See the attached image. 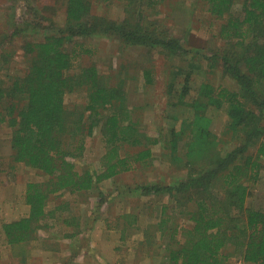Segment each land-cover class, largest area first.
Instances as JSON below:
<instances>
[{"label": "trees", "instance_id": "trees-1", "mask_svg": "<svg viewBox=\"0 0 264 264\" xmlns=\"http://www.w3.org/2000/svg\"><path fill=\"white\" fill-rule=\"evenodd\" d=\"M165 1L117 0L127 16L115 21L94 15L90 0H66L65 27L43 40L26 41L21 48L28 59L23 76L10 73L14 52L0 53V128L7 125L13 131V161L47 178L28 184L29 216L3 225L8 244L34 239L44 222L63 210L62 206L50 210L52 196L91 191L139 165H149L153 159L154 147L162 142L163 134L153 138L140 129L141 121L125 104L123 87H109L95 65L79 73L68 71L80 56L91 53L82 50L84 43L78 39L97 34L159 50L171 59L186 58L190 51L181 39L148 20L146 11ZM202 1L211 15L223 21L219 38L232 46L215 53L211 67L221 63L239 90L204 83L199 98L189 102L185 84L174 104L175 108L184 107V113H169L167 142L177 149L190 135L183 160L189 170L187 177L141 189L146 194L166 193L172 200L163 206L156 222L161 239L168 238L166 264H222L228 258L224 250L230 245L241 252L246 263L264 264V208L249 205L252 190L264 179V0ZM67 43H75V49L69 51ZM145 75L147 83L153 84L151 70ZM77 92L85 93L86 103L70 108L66 95ZM212 107L226 109L229 121L224 133L228 141L214 132L209 114ZM98 132L104 153L94 167L80 170L78 160L85 156L88 140L95 139ZM125 146L137 150L124 152ZM172 209L175 213L170 215ZM177 215L186 217L190 225L178 226L174 222ZM68 224L81 228L79 221ZM145 236L149 239V231Z\"/></svg>", "mask_w": 264, "mask_h": 264}, {"label": "rangeland", "instance_id": "rangeland-1", "mask_svg": "<svg viewBox=\"0 0 264 264\" xmlns=\"http://www.w3.org/2000/svg\"><path fill=\"white\" fill-rule=\"evenodd\" d=\"M90 1L94 15H104L115 21H122L127 16L123 4L117 0ZM236 9L237 12L241 9L240 4ZM146 14L149 21H156L161 29L181 39L190 54L184 59H171L159 50L127 45L112 36L97 34L78 39L84 43L82 50L91 53L80 56L68 73H79L95 65L109 87H123L125 104L134 111V118L141 121L140 129L153 138L163 134L162 142L154 147L153 159L149 165H139L91 191L52 196L50 210L58 206L63 210L49 217L44 228L35 232L34 239L10 245L3 225L29 216L30 207L26 203L28 184L47 178L39 171L13 161V131L7 125L2 126L0 264H166L168 238L161 239L156 222L163 206L171 204L172 200L166 193L146 194L141 187L168 185L187 177L185 145L190 135L179 143L177 149L169 144L170 148L167 142L170 141L167 132L171 128L168 115L171 111L176 115L184 113V107L175 108L174 104L179 101L185 84L189 86L186 97L189 102L199 98L204 83L233 91H238L239 87L235 78L224 72L221 63L211 67L213 55L232 46L219 38L223 21L211 15L202 0H166L157 8L148 9ZM65 19L66 0H0V53L14 52L10 72L14 77L23 76L28 67V59L20 52L24 43L43 40L45 35L57 32L65 27ZM66 48L69 51L75 49V43H67ZM146 70H151L153 84L147 83ZM66 103L70 108L83 105L86 95L81 92L67 94ZM209 114L214 132L228 141L224 133L229 121L226 109L212 107ZM176 128L180 130L181 120ZM232 142L231 145L235 143ZM87 146L85 156L78 160L80 170L94 167L102 157L101 133L98 132L95 139H89ZM136 150L129 146L123 148L124 152ZM262 181L251 192V207L264 208V179ZM169 213L175 212L172 209ZM68 221H79L81 228L69 225ZM174 222L180 227L190 225L181 215H177ZM146 231L151 235L149 239H146ZM74 232L79 233L69 237ZM224 252L228 258L222 264H250L241 258V252L234 246H228Z\"/></svg>", "mask_w": 264, "mask_h": 264}]
</instances>
